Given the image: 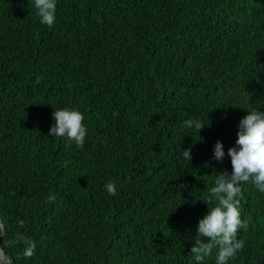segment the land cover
<instances>
[{
    "label": "trees",
    "instance_id": "1",
    "mask_svg": "<svg viewBox=\"0 0 264 264\" xmlns=\"http://www.w3.org/2000/svg\"><path fill=\"white\" fill-rule=\"evenodd\" d=\"M65 107L84 114L83 146L48 136ZM252 107L264 111V0H57L51 27L32 0H0L1 251L10 264H194L201 198L231 171ZM242 190L248 227L229 264H264V193Z\"/></svg>",
    "mask_w": 264,
    "mask_h": 264
},
{
    "label": "clouds",
    "instance_id": "2",
    "mask_svg": "<svg viewBox=\"0 0 264 264\" xmlns=\"http://www.w3.org/2000/svg\"><path fill=\"white\" fill-rule=\"evenodd\" d=\"M35 16L41 25L53 26L56 21L57 0H32ZM54 123L48 136L62 138L69 146L77 147L85 143L88 129L83 122L84 114L76 108H57L52 113ZM200 120L188 119L183 122L184 129H194L198 133L205 127ZM235 144L227 149L231 171L216 173L213 184L207 188L201 198L207 205V212L198 220L196 236L190 248L194 264H202L215 250L214 264H229L243 247V241L237 239L238 231L248 227L246 219L241 217L240 203L244 197L242 186L250 183L264 193V111L252 107L237 125ZM213 159L225 158L223 142L217 140L212 148ZM184 159L191 160V148L181 150ZM109 195H115L114 182L105 185ZM55 199L54 195L48 197ZM211 205V206H209ZM28 243L26 255L32 254L34 245Z\"/></svg>",
    "mask_w": 264,
    "mask_h": 264
},
{
    "label": "water",
    "instance_id": "3",
    "mask_svg": "<svg viewBox=\"0 0 264 264\" xmlns=\"http://www.w3.org/2000/svg\"><path fill=\"white\" fill-rule=\"evenodd\" d=\"M0 230H1V235H0V240H1L2 236H4V234H5L4 227H3V224H2V222H1V220H0ZM0 254H1V255H0V258H1L4 262H6L7 264H10L8 258H7L6 255L1 251V249H0Z\"/></svg>",
    "mask_w": 264,
    "mask_h": 264
},
{
    "label": "bare ground",
    "instance_id": "4",
    "mask_svg": "<svg viewBox=\"0 0 264 264\" xmlns=\"http://www.w3.org/2000/svg\"><path fill=\"white\" fill-rule=\"evenodd\" d=\"M1 255V254H0ZM0 264H7L6 262H4L1 258H0Z\"/></svg>",
    "mask_w": 264,
    "mask_h": 264
}]
</instances>
